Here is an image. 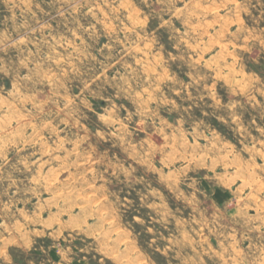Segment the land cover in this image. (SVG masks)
<instances>
[{
    "label": "rangeland",
    "instance_id": "1",
    "mask_svg": "<svg viewBox=\"0 0 264 264\" xmlns=\"http://www.w3.org/2000/svg\"><path fill=\"white\" fill-rule=\"evenodd\" d=\"M0 264H264V0H0Z\"/></svg>",
    "mask_w": 264,
    "mask_h": 264
},
{
    "label": "bare ground",
    "instance_id": "2",
    "mask_svg": "<svg viewBox=\"0 0 264 264\" xmlns=\"http://www.w3.org/2000/svg\"><path fill=\"white\" fill-rule=\"evenodd\" d=\"M78 207V206H77ZM215 254V253H214Z\"/></svg>",
    "mask_w": 264,
    "mask_h": 264
}]
</instances>
